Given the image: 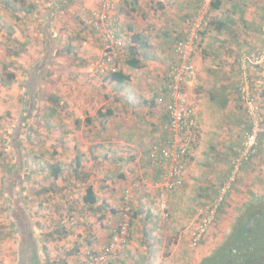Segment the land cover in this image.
I'll return each instance as SVG.
<instances>
[{"label":"rangeland","instance_id":"374dc122","mask_svg":"<svg viewBox=\"0 0 264 264\" xmlns=\"http://www.w3.org/2000/svg\"><path fill=\"white\" fill-rule=\"evenodd\" d=\"M126 1L0 0V264H89V257L104 249L121 223L127 194L129 244L112 258L114 264H153L151 257L154 264H198L230 232L226 228L231 221L223 217L228 222L223 224L220 219L224 207L239 215L242 200L245 204L251 193L264 197L263 135L256 156L229 194L230 202L209 228V241L192 246L198 213L216 196L248 127L237 95L240 57L234 54L231 64L222 58L227 46L216 41L233 35L217 33V24L211 23L217 16L214 0H203L191 19L182 20L171 0H141L140 10L149 11L143 19L127 14L120 22L114 13L126 10ZM161 6L168 8L162 11ZM136 30L148 36L146 51L152 59L145 66L153 69H132L119 60L132 80L110 91L100 85L106 65L114 64L107 60L123 58L118 48L128 46ZM195 31V77L186 87L195 107V143L181 185L163 198L154 178L157 169L148 164L151 145L168 135L162 120L166 102L157 103L156 98L176 61L175 39L189 38ZM114 46L119 47L112 51ZM95 66L99 76L93 73ZM258 66L250 69L253 82L260 81ZM220 68L228 71L224 83L237 87V103L233 100L228 111L210 98L214 88L223 86ZM108 108L113 116H97L98 110ZM89 117L93 122L87 125ZM77 119L82 121L79 128ZM52 166L62 168L58 179ZM92 184L100 202L106 201L100 210L82 203ZM145 197L152 201L149 220L159 221L154 228L158 234H149L147 246L144 234L137 232L143 228L147 234L149 227L137 222L145 214L134 217L137 201ZM30 231L32 238L20 235Z\"/></svg>","mask_w":264,"mask_h":264},{"label":"built area","instance_id":"2783aa9c","mask_svg":"<svg viewBox=\"0 0 264 264\" xmlns=\"http://www.w3.org/2000/svg\"><path fill=\"white\" fill-rule=\"evenodd\" d=\"M264 40V23L261 27ZM199 39L195 31L189 38H180L174 45L175 63L167 76V96L165 105L168 120L166 128L168 135L162 148H154L148 160L152 166L161 171L158 189L163 198L175 191L182 183L183 176L192 154L197 123L195 107L189 98L186 87L195 77V66L191 63L193 43ZM264 63V48L257 51L242 53L240 56V80L238 96L244 107L248 127L240 147L236 150L230 164V171L224 182L219 186L216 196L198 213L199 222L192 234V246H196L208 233L220 214L229 194L233 191L245 165L252 161L259 148L260 138L264 135V101L261 97L259 82H253L250 69L252 66ZM130 194L126 195L127 207L123 219L114 230L108 244L89 257V264H105L109 258H114L128 246L131 218Z\"/></svg>","mask_w":264,"mask_h":264},{"label":"trees","instance_id":"16d2710c","mask_svg":"<svg viewBox=\"0 0 264 264\" xmlns=\"http://www.w3.org/2000/svg\"><path fill=\"white\" fill-rule=\"evenodd\" d=\"M15 1L23 2V0H15ZM140 1L141 0L126 1V4L129 9L127 14L129 16H133L137 13V11H140ZM197 4H198L197 8L202 7L203 0H198ZM212 6L215 10L219 9L221 6V1L214 0L212 2ZM215 23L218 25L217 22ZM179 39L180 38H178L177 41ZM177 41L175 39L174 42L176 43ZM149 45L150 44L148 42V36L144 35L141 32H136L131 36V41L129 42L128 46L124 47L122 45L120 47L119 46L112 47L113 48L112 51L115 48L119 47L118 49L122 51L123 58L115 59L113 62L114 63L113 67L112 68L108 67L109 73L102 80L103 82L102 85H104L103 87H105L107 84L108 85L114 84L116 86L123 88L125 84L129 83L132 80V77L129 73L125 72L122 69L121 67L122 62L120 61L123 60L124 64L132 69H136V70L142 69L145 66V64L148 62V60H151V57L148 55L146 51L149 48ZM71 50L72 48L69 47L68 52L70 53ZM173 51H174V47H173ZM170 70H171V66L168 69V72ZM166 84L165 87L163 88L165 94H163L164 98L162 99V102L164 103L168 101ZM214 89L215 90L211 92V97H210L211 100L219 104V107L225 109L228 105L227 95L225 94L227 87L219 86ZM104 97L109 98V95L106 94ZM261 97L264 99L263 93L261 94ZM54 100L57 101L56 99ZM165 105L163 106V109H165ZM33 106L34 104L32 105L31 109H33ZM113 115H114V110L110 108H108L105 112H102V110H98L97 112V116L100 118H105ZM30 117H28V119ZM162 120L167 124L168 114L166 113V110L164 116H162ZM85 122L87 125H90L92 124L93 119L89 117L85 120ZM81 123L82 121L80 119H77L75 121L76 127L79 128ZM148 164L152 166V163L149 160H148ZM81 166H82L81 161L78 158L77 167L80 168ZM51 171L53 177L55 179H58L62 173V168L52 166ZM118 178L123 179L124 174H119ZM252 198L253 199L251 201H249L245 206L242 207L238 219H236L235 223L231 226V230L229 234H227V236L222 241V243L219 244L217 247H215L214 250L209 255L203 257L198 264H264V197L253 195ZM99 202L100 199L98 197L95 185L94 184L89 185L86 189V194L82 197V203L93 210H97V209L100 210V208H103V205L105 204L103 203L100 206ZM112 211L115 212V210L113 209ZM144 213L145 211L139 208L138 210L134 211V217H138L139 215H143ZM152 216L153 215L151 213L150 218L148 219H151ZM251 220H253V227L248 230L247 226L250 224ZM207 234L196 246H194V248L203 246V244L206 242L205 240ZM144 238L146 239L145 240L146 242H144L145 245L146 246L149 245L150 243L149 234L148 235L144 234ZM113 261L114 260H112V258H109L105 264H114ZM46 264L49 263L46 261Z\"/></svg>","mask_w":264,"mask_h":264},{"label":"crops","instance_id":"0c3cea01","mask_svg":"<svg viewBox=\"0 0 264 264\" xmlns=\"http://www.w3.org/2000/svg\"><path fill=\"white\" fill-rule=\"evenodd\" d=\"M184 1H185V3L176 2L175 0H171V3L173 4L174 8L180 9V11L178 13L182 14V16H179L178 20L179 19L182 20L183 18H187V19L190 18L191 19L192 16H194L195 11L197 10V5H198L197 1L198 0H184ZM220 1H221V6H220L219 9H217V16H215L213 18V20H212L213 22H211V23H215V22L218 23L217 26L219 28L216 29L217 33H220L223 36H225L226 33H230V34L233 35V38L230 37V38H227V40H217L216 41V42H219V44L222 41V43L227 46L225 48V50H224L222 58L227 59L228 62H229L228 64H231V61H232L231 57L234 56V54H238V56H237V60H238L243 52L251 53L253 51H257V49L259 50V48L261 49L262 48L261 46H264V40L261 38V34H260L261 25L264 22V0H220ZM216 3H217V1H216ZM229 5H230L229 10H226V7H228ZM162 8H164V6H161V9ZM167 8L168 7L166 6L165 9H162V11H166ZM183 8L185 9L184 13L181 10ZM119 10H116V12L114 11L115 12L114 15H120L121 19L119 21L120 22L121 21L124 22L123 18L125 16H127V13H128V10H129L128 6L126 5V10H120V12H119ZM144 11L145 12H149L147 9H145ZM145 12H142L140 10V11H137V13L135 15H139L140 18H142V14L145 13ZM144 18H145V16H144ZM210 26H211V24H210ZM143 30L144 29H142V32H143ZM137 32H141V31H137ZM112 61H114L112 57H109V59L107 60V62H109V63H111ZM217 63H219V62H217ZM106 67H108V65H106ZM106 67H105L104 70H105V73L108 74L109 70H107ZM220 67H221V65H220ZM258 67H260L259 68L260 71L257 70L258 69L257 68L256 69L257 72H255L256 77L259 78L258 81L260 80L259 81V85H258L259 86L258 90L261 92V94L262 93L264 94V64L259 65ZM122 69L125 72H127V69H125V68H122ZM142 69H143V71H147V70L153 69V68L151 66L147 67V65H146ZM222 69L224 71V76L225 77L222 74H220V73H219L218 76L222 80L221 81L222 85L227 87L225 94L227 95L228 105L225 108V110L228 111L227 108L230 107L229 109H231L232 103H234L233 100L235 101V103H237L236 98L238 99V97H237L238 94L236 95V88L237 87H236L235 84L233 86L229 87L228 85H226L224 83L223 80H224V78H226L228 76V71H226V68H220V70H222ZM98 71L99 70H98L97 66H95V68L93 70V73H96L99 76ZM107 74H105V75H107ZM101 83L103 84V82H101ZM102 84H100V85H102ZM217 84H220V83H217ZM106 87L108 89H110V91H111V89H115L116 87L117 88H122V87L116 86L114 84H109V85L107 84ZM159 91H160V89H159ZM162 91L164 92L163 89H162ZM162 91L159 92V94H158V96L156 98V100L158 101L157 103L161 102L162 99L164 98V96H162ZM120 99H122V100L124 99V96L122 94L120 95ZM122 102H124V100ZM165 138H166V135L162 136L158 142H155V143H153L151 145V147L149 148V151H148V156L153 151L154 148H156V147L162 148ZM146 155H147V153H146ZM250 169L248 170V172H251ZM157 173H158V175L156 177H154V178L158 180L160 178L161 171L157 170ZM246 174H247V170H246V172L244 171V178H245ZM240 188L242 189L241 186H240ZM96 191H97V188H96ZM255 192L258 193L257 191H255ZM251 194H252V196L253 195L262 196V195H257L255 193H251ZM252 196H251L250 199H246V203L245 204H243L244 203L243 200H242V202L240 201L241 205L245 206L248 203V201H251L253 199ZM230 197L228 198L227 202H230ZM157 199H158V197H157ZM103 202L106 203V201H104V200H102L99 203L101 204ZM137 203H138V205L135 206V210H138L139 206L143 210H144V208L147 209L146 212L144 213L145 214V218L144 219L142 218L143 219L142 220L141 217H139L137 219V222H139L141 220L140 222L145 227H149L148 230L146 231L147 234H158V232L154 233L155 232L154 228H155V224H157L159 221L156 218H154L153 221H150L148 219V218H150V215H151L149 207L152 205V201H151L150 197H148V199H146V197L145 198H140L137 201ZM241 205H239V206H241ZM224 212H226V213L224 215H222V218H220V219L222 221L223 217H226L224 219H228V220L231 221L230 226L228 228H226L227 232H228L229 229L231 230L232 224L235 222L236 219H238L239 215H238V213L234 214L230 209H228L226 207H224ZM222 222H223V224L228 223L227 220H224ZM146 224H147V226H146ZM141 227H142V225H141ZM142 229L140 230V232L137 231L138 234H146L144 232V230H142ZM31 232L32 231L27 232L25 234H20V235H22L23 238H26V237L32 238L33 234ZM164 233H167V232L164 231ZM207 241H209V239ZM207 241H206V243H207ZM25 248H26V250L29 249V248L27 249V247H25ZM201 248H204V247H201ZM145 250H147V249H145ZM211 251H212V249L207 251L206 254H203V252H204V250H203L201 252V254H203V255H201V256L202 257L207 256V255L210 254ZM132 253H134V251ZM145 253H147V255H148L147 251H145ZM150 254L151 253H149V255ZM151 260L153 261V264H154V258L153 257H151ZM156 263L157 262H155V264Z\"/></svg>","mask_w":264,"mask_h":264},{"label":"water","instance_id":"95a60500","mask_svg":"<svg viewBox=\"0 0 264 264\" xmlns=\"http://www.w3.org/2000/svg\"><path fill=\"white\" fill-rule=\"evenodd\" d=\"M253 227V220H251L250 224L247 226V229H251Z\"/></svg>","mask_w":264,"mask_h":264}]
</instances>
